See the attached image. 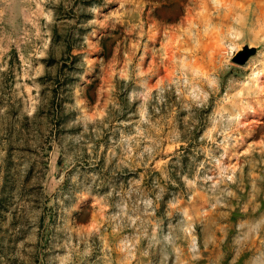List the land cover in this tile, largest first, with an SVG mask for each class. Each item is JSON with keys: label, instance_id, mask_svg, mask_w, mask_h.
<instances>
[{"label": "rangeland", "instance_id": "rangeland-1", "mask_svg": "<svg viewBox=\"0 0 264 264\" xmlns=\"http://www.w3.org/2000/svg\"><path fill=\"white\" fill-rule=\"evenodd\" d=\"M0 264H264V0H0Z\"/></svg>", "mask_w": 264, "mask_h": 264}, {"label": "water", "instance_id": "water-1", "mask_svg": "<svg viewBox=\"0 0 264 264\" xmlns=\"http://www.w3.org/2000/svg\"><path fill=\"white\" fill-rule=\"evenodd\" d=\"M252 48L248 49V47L245 45L242 47L240 52L236 55L235 62L238 64H242L244 60L252 53Z\"/></svg>", "mask_w": 264, "mask_h": 264}, {"label": "trees", "instance_id": "trees-1", "mask_svg": "<svg viewBox=\"0 0 264 264\" xmlns=\"http://www.w3.org/2000/svg\"><path fill=\"white\" fill-rule=\"evenodd\" d=\"M180 148H183V147L180 145Z\"/></svg>", "mask_w": 264, "mask_h": 264}]
</instances>
